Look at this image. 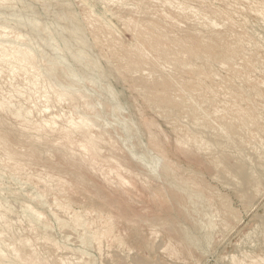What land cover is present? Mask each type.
I'll list each match as a JSON object with an SVG mask.
<instances>
[{"label":"rangeland","instance_id":"rangeland-1","mask_svg":"<svg viewBox=\"0 0 264 264\" xmlns=\"http://www.w3.org/2000/svg\"><path fill=\"white\" fill-rule=\"evenodd\" d=\"M0 39V264H264V0H0Z\"/></svg>","mask_w":264,"mask_h":264},{"label":"bare ground","instance_id":"bare-ground-1","mask_svg":"<svg viewBox=\"0 0 264 264\" xmlns=\"http://www.w3.org/2000/svg\"><path fill=\"white\" fill-rule=\"evenodd\" d=\"M18 1V0H17ZM113 1V0H112ZM175 1V0H174ZM20 2H21V0H20ZM81 2V1H80ZM106 2V1H105ZM170 2V1H169ZM178 2V1H177ZM111 3V2H110ZM170 4H172V3H170ZM83 5H85V4H83ZM103 7V6H102ZM74 12V11H73ZM15 15H16V13H15ZM57 15V14H56ZM59 15V14H58ZM65 15H67V14H65ZM10 16H12V15H10ZM17 16V15H16ZM16 16H13V17H16ZM73 16V15H72ZM13 17H11V19L13 18ZM57 17H60V16H57ZM75 17V16H74ZM61 19H62V17H60ZM59 18V19H60ZM70 18V17H69ZM90 18V17H89ZM206 18V17H205ZM204 18V19H205ZM14 19V18H13ZM16 19V18H15ZM17 20V19H16ZM18 20H20V19H18ZM35 20V19H34ZM66 20V19H65ZM3 21V20H2ZM29 21V20H28ZM38 21V20H37ZM61 20H59V22H60ZM18 22V21H17ZM20 22V21H19ZM30 22V21H29ZM62 22H64V21H62ZM111 22V21H110ZM22 23V22H21ZM26 23H28V22H26ZM34 23V22H33ZM39 25L38 26H42V25H40V22H37ZM37 23L35 24V25H37ZM42 23V22H41ZM78 23V22H77ZM212 23H214V22H212ZM3 24V23H2ZM18 24V23H17ZM23 24V23H22ZM22 24H20V25H22ZM58 24V23H57ZM19 25V26H20ZM32 25V24H31ZM113 25V24H112ZM2 26V25H1ZM16 26V25H15ZM23 26V25H22ZM45 26H47V25H45ZM44 26V27H45ZM58 26V25H57ZM4 27V26H3ZM21 27V26H20ZM24 27H26L25 25H24ZM31 27V26H30ZM43 27V26H42ZM41 27V28H42ZM59 27V26H58ZM63 27V26H62ZM115 27V26H114ZM27 28V27H26ZM13 29H14V27H13ZM35 29V28H34ZM43 29V28H42ZM50 28L48 27V30H49ZM58 29H60V28H58ZM117 29V28H116ZM39 30H40V28H39ZM53 30V29H52ZM55 30V29H54ZM62 30H64L65 31V29H61V31ZM7 31V30H6ZM40 31H42V30H40ZM44 31H45V33H46V30L44 29ZM43 31V32H44ZM50 31V30H49ZM31 32V31H30ZM120 32V31H119ZM32 33V32H31ZM35 33H37V32H35ZM44 33V34H45ZM54 33V32H53ZM56 33H57V31H56ZM59 33V32H58ZM65 33V32H64ZM251 33V32H250ZM46 34H48V33H46ZM60 34H62L61 32H60ZM67 34H68V32H67ZM123 34V33H122ZM48 35H50V34H48ZM52 35V34H51ZM70 35H72V34H70ZM69 35V36H70ZM74 35H76V34H74ZM251 35V34H250ZM77 36V35H76ZM24 37V36H23ZM29 37V36H28ZM37 37H39V36H37ZM62 37V36H61ZM61 37L59 38V37H57V38H59V39H61ZM75 37V36H74ZM65 38V37H64ZM27 39V38H26ZM53 39V38H52ZM71 39V38H70ZM74 39V38H73ZM77 39V38H76ZM1 40V39H0ZM56 40V39H55ZM66 40V39H65ZM16 41V40H15ZM126 41V40H125ZM31 42V41H30ZM45 42V41H44ZM43 42V43H44ZM49 42V41H48ZM65 42V41H64ZM64 42H61V43H64ZM79 42V41H78ZM263 42V41H262ZM18 43V42H17ZM66 44H67V42H65ZM24 44L25 43H23V46H24ZM50 44V43H49ZM66 44H65V46H66ZM87 44V43H86ZM29 45V44H28ZM52 45V44H51ZM129 45V44H128ZM19 46V45H18ZM130 46V45H129ZM33 47V46H32ZM63 47V46H62ZM35 49V48H34ZM54 49V48H53ZM56 49V48H55ZM56 50H58V49H56ZM44 51V50H43ZM46 51V50H45ZM72 51V50H71ZM83 51V50H82ZM39 52V51H38ZM42 52V51H41ZM58 52V51H57ZM76 52V51H75ZM53 53V52H52ZM67 53V52H66ZM77 53V52H76ZM84 53V52H83ZM43 54H45V53H43ZM62 54V53H61ZM70 54V53H69ZM78 54V53H77ZM14 56H17V59L19 60V61H21V62H29L30 60V56H29V54L27 53V52H25V51H21V50H16L15 51V53L13 54ZM46 55V54H45ZM85 55V54H84ZM44 56V55H43ZM47 56V55H46ZM50 56V55H49ZM81 55H79V57H80ZM83 56V55H82ZM50 58V57H49ZM72 58V57H71ZM90 58H92V57H90ZM79 59H81V58H79ZM85 59V58H84ZM61 60H62V58H61ZM75 60V59H74ZM93 60V59H92ZM77 61V60H76ZM95 61V60H94ZM54 62H55V60H54ZM59 62V61H58ZM65 62V61H64ZM98 62V61H97ZM49 63V62H48ZM78 63H80V62H78ZM51 64V63H50ZM98 64V63H97ZM56 65H57V63H56ZM69 65V64H68ZM83 65V64H82ZM89 65V64H88ZM94 65V64H93ZM100 65V64H99ZM52 66V65H51ZM70 66V65H69ZM73 66V65H72ZM84 66V65H83ZM82 66V67H83ZM91 67V66H90ZM96 67V66H95ZM101 67V66H100ZM53 68V67H52ZM98 68V67H97ZM73 68H71V71H74V70H72ZM80 69V68H79ZM67 70H70V69H67ZM82 71V70H81ZM88 71V70H87ZM79 72V71H78ZM101 72H102V70H101ZM72 73V72H71ZM86 73V72H85ZM147 73V72H146ZM80 74H81V72H80ZM103 74V73H102ZM76 76H77V74H76ZM76 76L74 77V78H76ZM82 76V75H81ZM91 76V75H90ZM86 77H88V76H86ZM101 77V76H100ZM70 78H72V77H70ZM78 78V77H77ZM99 78V77H98ZM103 78V77H102ZM67 79H68V77H67ZM98 80V79H97ZM87 81V80H86ZM90 81V80H89ZM88 81V82H89ZM91 82H93V80L91 81ZM90 82V83H91ZM106 85V84H105ZM109 87V86H108ZM28 88V87H27ZM61 88V87H60ZM103 89V88H102ZM74 90V89H73ZM80 90H82V89H80ZM107 91V90H106ZM87 92V91H86ZM105 92V91H104ZM106 93V92H105ZM113 94V93H112ZM109 96H110V93H109ZM107 98V97H106ZM44 99V98H43ZM113 99V98H112ZM117 99V98H116ZM115 101H117V100H115ZM118 104H119V102H118ZM6 105V104H5ZM14 106V105H13ZM105 107V106H104ZM15 108V107H14ZM121 110V109H120ZM19 112V109H17L16 110V112L15 113H18ZM113 112V111H112ZM62 113V112H61ZM123 113V112H122ZM125 119V118H124ZM116 120V119H115ZM128 120V119H127ZM129 121V120H128ZM125 122V121H124ZM109 123V122H108ZM89 124V122H88V120L87 119H85V118H81L79 121H77L76 123H74V124H72L74 127H82V126H85V125H88ZM125 124H126V122H125ZM104 126V125H103ZM134 126V125H133ZM129 130V129H128ZM127 130V131H128ZM131 130V129H130ZM131 132V131H130ZM1 137H0V141H1ZM126 139V138H125ZM127 139H129V138H127ZM125 142H126V140H125ZM131 147H132V145H131ZM142 154V153H141ZM145 158V157H144ZM147 160H148V158H146ZM150 161H152V160H150ZM143 163V162H142ZM150 163V162H149ZM152 164V163H151ZM154 165V164H153ZM153 165H152V167H153ZM158 165V164H157ZM151 166V165H150ZM155 168V167H154ZM154 172H156V170L154 169L153 170ZM152 174V173H151ZM158 175V174H157ZM156 177V176H155ZM36 198V197H35ZM41 217V216H40ZM207 226V225H206ZM46 254V253H45ZM47 255V254H46Z\"/></svg>","mask_w":264,"mask_h":264}]
</instances>
